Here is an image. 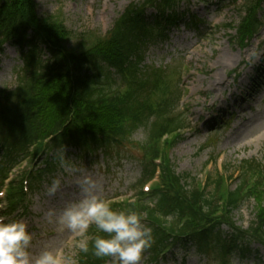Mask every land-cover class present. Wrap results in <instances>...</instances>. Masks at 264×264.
I'll return each mask as SVG.
<instances>
[{"label": "trees", "instance_id": "1", "mask_svg": "<svg viewBox=\"0 0 264 264\" xmlns=\"http://www.w3.org/2000/svg\"><path fill=\"white\" fill-rule=\"evenodd\" d=\"M183 1L188 0L133 3L89 46L68 47L70 31L62 20L38 16L34 0H0V49L6 42L18 45L23 63L15 88L0 90V186L14 166L22 161L26 166L7 183V213L26 211V189L33 191L53 174L66 147L82 154L110 151L145 127L147 138L138 144L143 169L137 193L110 205L143 215L153 230L151 261L179 246L192 247L216 264H231L236 252L247 251L246 240L264 244V170L258 162L243 160L238 184L230 188L217 173L204 185L193 178L188 183L189 175L176 173L168 158L188 125L182 113L174 114L176 86L161 69L145 71L143 57L149 41L180 20L177 7ZM263 5L264 0L244 1L236 26L241 46L263 24L258 14ZM148 9L155 12L150 21ZM41 46L49 54L45 60ZM156 169L157 181L144 192L141 186ZM245 199L256 206L254 220L243 229L232 221V212ZM223 225L228 231L221 232ZM97 236L108 234L90 226V248ZM108 259L79 251L76 264Z\"/></svg>", "mask_w": 264, "mask_h": 264}, {"label": "rangeland", "instance_id": "2", "mask_svg": "<svg viewBox=\"0 0 264 264\" xmlns=\"http://www.w3.org/2000/svg\"><path fill=\"white\" fill-rule=\"evenodd\" d=\"M34 1L38 16L62 20L71 33L68 47L89 46L95 37L111 29L126 8L141 3V0ZM244 1H183L177 7L180 20L166 26L165 35L149 41L144 51V70L161 69L176 86L179 99L174 114L182 113L188 127L182 139L168 151V158L176 173L189 175L188 183L193 178L202 185L217 173L226 177L228 187L234 188L243 160H255L264 170V5L258 13L263 24L241 46L236 40V26L243 15ZM153 13L152 9L146 11L148 21ZM39 49L42 59H47V49L44 46ZM22 66L20 47L4 44L0 50V90L15 88L16 73ZM147 135L148 129L141 127L120 146L93 154L66 147L65 166L59 161L53 174L30 191L27 211L19 210L14 217L0 214V219L24 220L29 225L33 260L49 246L75 264L81 237L55 218H48L47 211L51 208L59 213L66 204L81 199L80 182L85 177L97 181L99 194L106 200L114 196L131 197L143 169L138 144ZM25 167L24 161L18 163L11 176L15 177ZM73 167L78 171L73 172ZM53 178L61 180V188L54 196H48L46 189ZM255 206L253 199L243 200L233 210L232 221L246 229L254 220ZM226 231L228 228L223 225L221 232ZM245 243L247 251L236 252L230 263L264 264V245L250 240ZM106 264H112V258ZM140 264L216 263L197 255L192 247L176 246L155 262L146 249Z\"/></svg>", "mask_w": 264, "mask_h": 264}, {"label": "clouds", "instance_id": "3", "mask_svg": "<svg viewBox=\"0 0 264 264\" xmlns=\"http://www.w3.org/2000/svg\"><path fill=\"white\" fill-rule=\"evenodd\" d=\"M59 161L64 167L63 152L59 154ZM72 171L78 169L73 167ZM60 188L61 180L53 178L46 194L54 196ZM80 189L81 199L66 204L59 213L50 208L46 216L55 218L67 230L81 237L77 245L81 252L91 250L97 258H112V264H140L143 253L153 242V230L144 222L143 215L135 210H113L99 194L97 181L89 177L80 182ZM92 225L108 236H97L90 248L88 230ZM31 242L32 233L24 220L0 219V264H74L49 246L33 260L29 251Z\"/></svg>", "mask_w": 264, "mask_h": 264}]
</instances>
